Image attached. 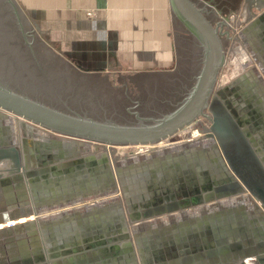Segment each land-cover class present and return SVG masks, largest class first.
Listing matches in <instances>:
<instances>
[{
  "label": "crops",
  "instance_id": "1",
  "mask_svg": "<svg viewBox=\"0 0 264 264\" xmlns=\"http://www.w3.org/2000/svg\"><path fill=\"white\" fill-rule=\"evenodd\" d=\"M16 1L31 23L47 35L48 43L65 54L75 71L79 66L88 75H133L149 68H164L173 57L170 32L174 16L169 0ZM227 14L234 15L231 26L239 34L247 29L239 41L231 44L229 52L237 54L243 50L253 60L239 86L235 85L230 92L239 105L241 126L264 163V0H243L239 6H229ZM11 116L0 109V138L3 142L10 138L23 157L24 144L35 140L23 136L18 118L15 129L12 120L8 128L4 127L2 120ZM45 136L44 144L51 145L50 152L58 150L52 146L54 143L70 142L57 135ZM70 144L59 145L64 152L62 158L32 162V170H39L38 173L49 168L52 187L41 188L35 194L26 179L24 191L16 188L11 179L9 190L0 193L4 206L21 200L34 206L30 202L33 193L42 203L52 202L50 208L39 213L32 228L22 232L12 229L8 236L0 232V264H264V252L252 256L257 261H248L249 248L261 251L260 232L264 228V213L258 203L246 198L248 194L214 199L118 227L105 220L112 219L122 195L117 191L106 195L101 189L94 190L104 182L103 174L100 178L96 174L91 177L75 170L76 164L89 168L104 157L91 154L98 145L81 141ZM69 167L73 174L67 176L64 168ZM52 168H56L55 175ZM58 177L65 181L62 187L56 183ZM80 193L85 194L87 201L73 203L81 199L74 198ZM62 198H71L72 203L62 201L61 206ZM115 200L107 208H93L96 203L102 206L104 201ZM217 202L222 203L216 205ZM63 212L67 215L59 216ZM34 218V214L21 217L15 224ZM45 218H49L47 239L38 227V220ZM142 223L145 225L139 227ZM134 225L139 228L136 234Z\"/></svg>",
  "mask_w": 264,
  "mask_h": 264
},
{
  "label": "water",
  "instance_id": "2",
  "mask_svg": "<svg viewBox=\"0 0 264 264\" xmlns=\"http://www.w3.org/2000/svg\"><path fill=\"white\" fill-rule=\"evenodd\" d=\"M6 1L14 9L19 17L18 19L22 17L25 23H31V20L16 0ZM169 3L173 16L194 35L202 49L201 67L195 82L183 100L170 111L145 116L136 109L134 110L133 107L130 109L132 110L129 114L130 118L125 121L112 119L106 115L107 112L101 118L93 115V112L70 106L68 103L59 105L54 98L42 96V94H32L25 91L26 82H14L13 79L2 76H0V109L19 117L23 121L37 125L52 134L69 139V143L65 142L63 144V141H59L60 146H71V142L78 143L80 141L113 148L116 146L155 144L168 140L185 127L192 125L200 117H206L211 124L203 131L204 136L193 144H185V142H188V138L174 145V147L170 146L165 150L155 151L148 156L125 157L122 162L113 160L112 166L109 164V176L114 180V187L102 190V194L107 195L109 192L120 189L122 185L120 186L119 179L121 180V178L132 179L133 175L139 173L140 177H148L147 173L153 167L171 165L177 161L188 163L198 159V157L207 155L221 160L222 165L228 169L231 175L228 186L230 188L229 192L224 196L218 195L217 201L223 198L228 199V197L238 193H246L249 195L246 198L253 199L258 203L259 208L264 213V163L253 147L246 130L241 126L240 120L227 104L226 95L221 94L216 89L218 76L226 63V42H232L239 36H234V33H236L235 28L230 26L228 16L223 15V18L215 23L210 20L209 14L212 4L209 1L199 3L194 0H169ZM218 12L222 14V11L218 10ZM20 22L23 23L21 20ZM4 27L8 31H12L13 26H11L10 20ZM246 30L240 33V36L243 37ZM23 31L24 41L30 44L34 40L40 42L51 54L47 58H53L59 62V69L62 63L70 65L71 62L66 60L58 50L48 43L47 35L42 33L39 27L32 24L31 27L27 30L23 29ZM1 36L3 40L6 38L8 40L7 33L5 34L6 38L3 35ZM29 36L31 38L28 39ZM7 40L6 44L13 43V41L8 42ZM20 54H22V60H24L26 55ZM17 56L19 57V54ZM76 69L78 71H74L78 74L88 75L82 71L81 67L76 66ZM60 71L63 72L64 70ZM60 71L59 73L58 71L55 72L54 75L58 76L61 73ZM97 108L99 107L97 106ZM27 162V151L22 157L19 148L16 144L12 145L10 138L7 137L6 142H3L0 138V183L4 185L5 190H7V185H9L11 179L16 182L22 174L25 178L30 176ZM47 170L49 168H45V171ZM122 191L121 189L120 192L122 193ZM30 198V202L34 205L31 206L30 204L31 207L26 200L15 202L9 206L0 203V223L12 222L21 217H30L33 214L36 216L32 220L19 222L18 224L11 223L0 228V232L4 236L10 235L12 229L22 232L32 228L35 220L39 217V213L48 209L45 206L46 204L40 203L35 198L34 193ZM116 201L104 202L102 206L95 204L96 206L93 208L104 206L107 208L110 203ZM221 203L217 202L216 205ZM61 204L63 206L64 203ZM91 208L87 207L88 210ZM174 212L176 210L168 209L164 210L163 214ZM160 214L157 213L158 216ZM64 215H67V213L59 214V216ZM38 222H40L38 227L44 238L47 239L46 231L49 218L39 219ZM143 225L145 224H141L139 227ZM136 228L138 227L134 225V234H136ZM260 233L263 239L262 244H260L261 251H257L256 248H249L247 251L248 261H257L252 256L257 255L258 252H264V228Z\"/></svg>",
  "mask_w": 264,
  "mask_h": 264
},
{
  "label": "flooded vegetation",
  "instance_id": "3",
  "mask_svg": "<svg viewBox=\"0 0 264 264\" xmlns=\"http://www.w3.org/2000/svg\"><path fill=\"white\" fill-rule=\"evenodd\" d=\"M194 1L199 3H202V1H209L212 4V6H210V20L215 23L225 15L230 18L231 26V17L234 15H228L227 9L229 6L236 7L239 5L238 2H242L243 0ZM233 2L236 3L234 4L235 6ZM218 10L222 11V14H219ZM18 18L19 17L8 2L6 0H0V50H8V47L12 46L19 54V57H6L3 60L7 67H11L10 72L23 75L24 71H22V69L27 68L28 73L41 77L40 79L38 77L35 81L46 84H53L56 82L64 83V88H62V90L65 91L64 97L70 91H77L79 89L80 91L95 94L93 96L98 100L103 99L105 102H110L111 108L114 110L111 112L116 114H119L118 112H121V114H130V111H132L130 109L134 106L126 107V110H124L125 112H122V105H126V103L133 101L132 99L135 97H147L148 101L153 104L157 103V101L161 102L164 106L166 104V108L168 106L167 110H164L170 111L183 100L200 71L202 62V49L200 43L194 35L174 17L172 30L170 32L173 41V57L170 64L162 70L149 68L142 70V72L144 71L145 73L140 72L133 75H85L78 74L72 67L62 63L61 66L64 71H60L61 73L55 76L54 74H56L55 72L58 71L57 68L60 65L59 62L53 58H47L50 57L51 54L37 40H34L32 44L24 41L23 29L27 30L32 26V23H25L22 17H20V19ZM9 20L11 26H13L12 31H8V29L4 27L8 24ZM20 20L23 23H21ZM5 32L8 36L11 35L13 37V43L6 44L3 42V37L1 35L5 37ZM235 32L234 36H239V38L234 39L232 42H226V49L228 48V44L231 46L233 42L235 43L242 38L236 28ZM29 38L31 37L29 36L28 39ZM20 53L26 55L24 60H22V54ZM5 55H8V53ZM14 67H16L17 70L12 69ZM238 86L239 84H237V87ZM160 91L161 94H157ZM225 93L227 104L233 109L241 123L238 102H234L235 99L232 98L230 90H226ZM93 109L98 112L97 107ZM101 109L103 111L100 109L99 111L102 113L104 111L108 112L104 107H101ZM137 109H139V111H137L141 114L145 112L140 111L142 110L141 108ZM210 124L208 118L200 117L193 123V126L203 132ZM189 133L190 132H185L182 137H188L190 135ZM203 133L195 141L200 140L202 136H204ZM177 144L178 143L175 145ZM97 145L101 146L99 144ZM26 146L28 154L27 166L30 176L25 178L23 174L20 175V178H17L14 186L24 191V188H26V179L31 190L37 194L41 188L48 189L53 185L49 182L50 171L47 170L46 172L38 173L39 170H32V162H51L53 159L62 158L63 156L61 153L64 152L61 149L62 146H59V143H54L53 147H58V150L54 152H50L49 150L51 145L44 143L40 144L39 141L30 142ZM149 154H151V152H149ZM146 156H148V154ZM125 157L115 158L114 161L122 162ZM128 157L131 158L129 155ZM137 157H140V155ZM194 160L188 163L177 161L171 165L153 167L148 171V177H140L139 173L133 175L132 179H119V183H121L120 186L122 185L121 189L123 190L121 193L122 197L119 203H117V207H115L117 211L114 213L112 219H106L105 222H111L114 225H118V227H127L128 224H135L140 221H146L148 217L158 216L157 213L163 214L164 210H181L186 207L198 206L205 203V201L208 202L216 199L220 194L224 196L229 192L230 188L228 186L231 175L228 169L222 165L221 160L217 157L207 155L198 157V159ZM109 164V158L104 156L98 163H91L89 168L77 166L76 164L75 170L78 171V173H83V175L88 174L91 177H94V174H96L100 178L103 174L104 182L96 186L97 188L94 187V190H99L100 188H102L101 190L112 189L114 187V180L109 176ZM64 169L67 176L73 174V170L70 167ZM100 169L102 172H100ZM51 171H53L55 175L56 168H52ZM40 177L43 178L42 181L39 179ZM62 180L64 179L60 177L56 179V183L58 185L60 184L61 187L65 183V181L63 182ZM94 190H92L91 187L89 189L90 192ZM77 197H84L83 193L76 194V198ZM70 200L71 198H62L60 201L61 203H70ZM39 201L40 203L43 202V200ZM1 202L0 200V203ZM44 204L47 206L51 205L52 202L49 203L44 200Z\"/></svg>",
  "mask_w": 264,
  "mask_h": 264
},
{
  "label": "rangeland",
  "instance_id": "4",
  "mask_svg": "<svg viewBox=\"0 0 264 264\" xmlns=\"http://www.w3.org/2000/svg\"><path fill=\"white\" fill-rule=\"evenodd\" d=\"M241 1L238 2V4H240ZM242 3V2H241ZM236 4L233 2V5ZM235 6V5H234ZM239 6V5H237ZM7 39L3 40L4 42H6ZM8 42H12L13 41V37L11 35L8 36ZM230 50V44H228V48L226 50V59H227V64L222 68L219 76H218V80H217V85H216V89L218 91L221 92V94H225L226 95V90H231L234 88L235 85L238 84V82L242 81V76H244V72H246V70H248V68L244 69L242 62L243 59L245 58L246 52H244L243 50H239L238 53L236 54V52L234 54H231V52H229ZM243 51V52H242ZM6 53H8V55H5ZM18 52L15 50L14 47H8V50L4 49V51L0 50V76L2 77H7L8 79H13L14 82H26V88L25 91H29L30 93L34 94H42V96H47L49 98H54L56 101H58L57 103L59 105H63V103H68V105L70 106H74L76 108H81L83 110H88L89 112H93L92 114L97 116V117H104V113L106 111H104L103 113L100 110L101 107H104L108 112V117L118 120V121H125L127 119L130 118L129 114H121V112H118L119 114H116L112 108H111V103L110 102H105L103 101V99L98 100L97 98H95L93 95L95 94H90L89 92L86 91H70L69 93H67V96L65 95L64 97V92L62 90V88H64V83H60V82H56L53 84H46V83H40L38 81H35V79H38V76L35 74H31L28 73L27 68H23L22 71H24L23 75L17 74V73H13L10 72L11 67H7L6 63H2V60H4L6 57L9 58H16L17 57ZM62 55L65 56L64 53H61ZM2 55V56H1ZM75 64V63H74ZM4 65V66H3ZM76 65V64H75ZM63 67L61 66V68H57L58 69V73L60 70H64L62 69ZM14 70H17L16 67L12 68ZM156 70H162L163 68H155ZM40 79V78H39ZM79 85V84H78ZM80 87V86H79ZM63 93V94H62ZM157 94H161V91ZM163 94V93H162ZM133 101H130L129 103H126V105H122V112H125L124 110H126V107H130V106H134V110H138L137 108H141L142 110L140 111H145L142 115L145 116H149L152 114H159L160 113H166L168 111L166 108V104L164 106V104H162L161 102H158L153 104L151 102L148 101L147 97L146 98H139V97H135L132 99ZM163 100V99H162ZM99 107L98 112L93 109L95 107ZM149 107V108H148ZM166 109V110H164ZM103 111V110H102ZM162 111V112H161ZM165 111V112H164ZM3 116V115H1ZM15 118V117H14ZM19 119L18 122H20L21 124V130L23 133V136L27 139H34L35 141H39L40 144H43L45 142H47L46 140V136H52L53 138L55 137V134L50 133L47 130L42 129L41 127L37 126V125H31L30 122L28 121H23L22 119H20L19 117H17ZM5 120V119H4ZM10 119H8L9 121ZM14 121V120H13ZM17 121V120H15ZM28 122V123H26ZM14 125H16L15 122H13ZM2 124H3V120H2ZM193 125V124H192ZM192 125L185 127L182 131H180L179 133L175 134L173 137L169 138L168 140L160 143L161 145L157 148H153L151 149L149 152L154 153L155 151H158V149H161L163 147H169V146H173L176 143H180L183 140L184 137H182L183 134H185V132H189L192 131L194 129V127H192ZM37 126V127H36ZM198 133L202 134L203 132L199 131L198 129ZM45 138V139H44ZM64 138V137H62ZM48 139V137H47ZM197 139V138H196ZM190 142L187 144H192L193 142H191V140H189ZM186 144V143H185ZM53 146V145H52ZM25 147V151H27V146L26 144H24ZM55 147V146H54ZM133 146L132 145H128V146H116L114 148H112V152H113V156L115 158H122V157H128V155L132 158L133 154L131 155L133 149H131ZM95 153H91V154H95V155H103V156H107V158H109V160H111V164L113 162V160L110 157L109 154H107L106 150H105V146L101 145V146H95ZM154 151V152H153ZM91 152V151H90ZM148 153H144L141 154L140 156H146L147 154L150 155ZM139 156V155H138ZM137 157V156H136ZM135 158V157H133ZM19 177V176H18ZM4 185L2 183H0V193L2 194L5 189L3 187ZM102 189V188H100ZM99 189V190H100ZM9 189H7L8 191ZM104 190V189H103ZM90 197V196H89ZM76 198V197H74ZM87 198H82L80 200H75L73 201V203L78 204V202L84 203ZM77 202V203H76ZM106 202V201H104ZM72 203V202H71ZM62 205V204H60ZM70 205V204H69ZM47 207L50 208L49 205H47ZM175 213V212H174ZM174 217V216H171ZM139 228H136V230L138 231ZM136 231V232H137Z\"/></svg>",
  "mask_w": 264,
  "mask_h": 264
},
{
  "label": "built area",
  "instance_id": "5",
  "mask_svg": "<svg viewBox=\"0 0 264 264\" xmlns=\"http://www.w3.org/2000/svg\"><path fill=\"white\" fill-rule=\"evenodd\" d=\"M244 55H245V58L243 59L242 65H243L244 69L250 68L253 65L252 57L248 54H244ZM193 127H194V129L192 131H189L190 135L188 137L185 136L183 138V140L188 139V138L190 140L192 137L198 138L201 135L200 133H198V128L195 126H193ZM160 143H162V142H160ZM160 143L145 144V145H132L133 147L131 149H133V151H132L131 155L133 154L132 156L135 157V156H138V155H141L144 153H148L151 149L159 147Z\"/></svg>",
  "mask_w": 264,
  "mask_h": 264
},
{
  "label": "bare ground",
  "instance_id": "6",
  "mask_svg": "<svg viewBox=\"0 0 264 264\" xmlns=\"http://www.w3.org/2000/svg\"><path fill=\"white\" fill-rule=\"evenodd\" d=\"M4 112H5V111H4ZM6 114H7V112H6ZM1 117L4 118L5 116L3 115V116H1ZM14 117H15V118H14ZM16 118H17V117L13 115V116H11L10 120H12V122H15ZM13 120H14V121H13ZM8 122H10V121H8V119H5V120L3 119L4 127L8 128V127L10 126V125H8ZM12 124H13V123H12ZM31 124H32V123H31ZM1 125H2V124H1ZM13 125H14V124H13ZM13 125H12V126H13ZM12 128H13V127H12ZM14 129H15V125H14ZM14 129H12V130H14ZM10 131H11V129H10ZM11 132H12V131H11ZM12 133H13V132H12ZM9 134H10V132H9ZM12 136H13V135H12ZM14 136H15V135H14ZM12 138H13V137H12ZM13 140H14V138H13ZM190 140H191V142H193V141L196 140V138H193V137H192ZM188 142H190V141L188 140ZM71 143H72V142H71ZM74 143H75V142H74ZM185 143L187 144V142H185ZM193 143H194V142H193ZM193 143H192V144H193ZM190 144H191V143H190ZM160 145H161V144H160ZM160 145H159V146H160ZM184 145H185V144H184ZM84 146H85V145H84ZM178 146H179V145H178ZM169 147H170V146H169ZM173 147H174V146H173ZM176 147H177V146H176ZM84 148H85V147H84ZM112 148H113V147H109V146L107 147V146H106V147H105V150H106L107 154H109L110 157H111L112 159H114L115 157L113 156V152H112L113 150H112ZM167 148H168V147H163V148H161V149H158V151H162V150H165V149H167ZM88 152H89V151H88ZM113 162H114V161H113ZM113 162H112V164H113ZM111 166H112V165H111ZM111 173H112V171H111ZM114 175H115V174H114ZM120 184H121V183H120ZM70 191H72V190H70ZM115 191H117V192H119V193L121 194V192H120V191H121V188H120V189L118 188V190H115ZM115 191H114V192H115ZM99 192H100V191H99ZM114 192H113V193H114ZM121 195H122V194H121ZM83 196H84V195H83ZM82 198H83V197H82ZM99 198H100V197H99ZM114 198H115V196H114ZM76 200H77V199H76ZM96 200H97V199H96ZM96 200H95V201H96ZM106 200H107V199H106ZM72 201H73V200H72ZM76 203H77V202H76ZM65 204H67V203H65ZM79 204H80V203H79ZM81 204H82V203H81ZM96 204H97V203H96ZM74 205H75V204H74ZM65 206H66V205H65ZM81 206H82V205H81ZM59 207H60V206H59ZM188 215H189V214H188ZM191 215H192V214H191ZM30 217H32V216H30ZM174 217H175V216H174ZM148 218H149V217H148ZM155 219H156V218H155ZM174 219H175V218H174ZM22 220H24V218H23ZM22 220H20V221L22 222ZM149 221H150V220H149ZM15 222L17 223V221H13V223H15ZM11 223H12V222H11ZM11 223L9 222V223H7V224H5V225H0V227H2V226H6V225L11 224ZM140 223H141V222H140ZM155 223H156V222H155ZM142 224H143V223H142ZM137 227H138V226H137ZM150 227H151V226H150Z\"/></svg>",
  "mask_w": 264,
  "mask_h": 264
}]
</instances>
